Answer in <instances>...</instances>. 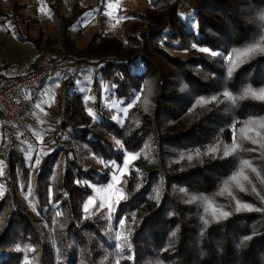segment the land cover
I'll use <instances>...</instances> for the list:
<instances>
[{
    "label": "trees",
    "instance_id": "trees-1",
    "mask_svg": "<svg viewBox=\"0 0 264 264\" xmlns=\"http://www.w3.org/2000/svg\"><path fill=\"white\" fill-rule=\"evenodd\" d=\"M183 1L150 0L146 11H131L147 27L124 23L121 37L95 32L82 49L106 53L97 60L96 76L112 82L119 99L129 103L139 93L123 121L113 117V109L74 90L67 117L50 140L54 148L41 155L38 166L18 145L7 157L1 139L0 264H264V128L249 124L264 121V101L232 103L223 96L249 85L264 88V52L241 57L240 66L227 75L228 56L235 61L248 47H264V0H194L192 6ZM30 6V1L13 0L12 8L29 9L25 20L31 22L38 19V7ZM49 7L54 34L29 32V41L43 49L61 39L71 49L69 28L87 5L75 0L68 15L61 0ZM90 106L98 118L89 115ZM111 135L137 154L126 196L113 211V221L122 219L128 230L121 235L128 238L123 250L107 229L108 220L86 217L84 210L92 194L89 181L106 182L110 168L87 166L70 153L80 147L68 145L76 141L106 161L122 162L124 148ZM233 143L239 150L224 157ZM211 147L218 151L209 153ZM242 160L256 169H244L245 190L231 182V194L220 195ZM30 172L37 212L18 190ZM206 200L230 215L214 220L211 207L204 211ZM236 201L252 210L236 212Z\"/></svg>",
    "mask_w": 264,
    "mask_h": 264
},
{
    "label": "rangeland",
    "instance_id": "rangeland-1",
    "mask_svg": "<svg viewBox=\"0 0 264 264\" xmlns=\"http://www.w3.org/2000/svg\"><path fill=\"white\" fill-rule=\"evenodd\" d=\"M18 1H30V7L36 3L38 7V16H43L42 20L39 21L40 23L26 22H29V25L38 24L37 26L44 30L42 31L44 34H54L55 24L51 17V10L49 7V2L52 0ZM74 1L75 0H61V7L66 15L71 12ZM80 2L83 5H87L88 8L69 28V33L72 37L70 41V45L72 46L71 49L66 48L61 39H57L55 42L48 44L50 45L48 49H50V51L52 50L50 57H58L63 62L62 68L64 69L58 70L59 67L53 76L46 79L47 82H49L45 84L47 91L38 98V107L41 113L35 116V120L29 119V121H27L26 130L22 131V133L24 132L22 136H13V148L17 145L21 146L27 157L31 156L30 162L32 164L35 163L37 157L40 159L42 154L54 148V144L50 140L54 136V131L59 120L67 117L65 109L67 108L68 99L71 98L74 90L82 91L86 98L99 101L103 108L113 109V117L120 122L124 120L129 109L138 100L139 93L136 94L129 103H126L123 99H119L113 94L112 90H114V86L112 82L101 75L96 76L98 72L97 68L101 64V62L97 60L106 56L104 51L87 52L82 49L95 32L99 31L100 35L105 37H121L124 23L127 24L136 21L139 24V28L147 27V23L142 24L139 22L137 15L131 13V11H146L151 4L150 0H80ZM183 4L192 6L194 0H184ZM109 5H111V7H109ZM12 7L13 0H0V30L10 31L15 35H20L21 31L16 22L11 21L9 17L15 15L16 18H21V20L24 21L29 17V9H20L18 12L17 10L14 11ZM35 31L37 32V30ZM171 51L182 55L187 54L186 50L171 49ZM67 53H72L75 57ZM67 77L70 79L71 83H69ZM89 108H91L95 119L96 117L98 118L96 110L92 106ZM3 137H5L6 140L5 146L7 150L10 136L7 134L5 124L0 115V143ZM111 137L116 142L119 141L120 143L118 145L124 148L125 156L122 162L106 161L102 156L93 153L90 149L84 148V146L78 144L76 141L72 144L68 143V145H71L73 148L80 147V149H77L74 153L72 151H70V153L74 154L87 166H90V164H100L110 168V178L106 182L89 181L92 187V194L84 200V205L88 203L89 198H92L94 203L89 205L87 211H85V216L89 218H94L96 216L105 217L108 220L106 225L107 229H110L115 239H117L118 233L122 235L128 232L124 224L123 227H121L120 224L113 221V211L117 205L116 197L121 196L122 199L126 196L125 186L133 160L129 161L126 167L125 161L127 160V154L134 152L125 148L118 137L114 135H111ZM64 157L65 153L62 151L60 153V158L62 159ZM2 162L4 171L5 160H2ZM120 169L124 170L123 175H121ZM31 174L30 172L25 182L21 180L18 190L24 197L28 206L37 212ZM114 176L119 177V180L117 181ZM109 185H114V187L109 189ZM109 201L113 204L111 212L107 206Z\"/></svg>",
    "mask_w": 264,
    "mask_h": 264
},
{
    "label": "snow or ice",
    "instance_id": "snow-or-ice-1",
    "mask_svg": "<svg viewBox=\"0 0 264 264\" xmlns=\"http://www.w3.org/2000/svg\"><path fill=\"white\" fill-rule=\"evenodd\" d=\"M109 7H111V5H109ZM260 19L261 20H264V12H262L260 14ZM199 50L202 51V52H205V53H208L209 52V49H207V48H200ZM257 51L264 52V47H261V45H259V44H255V45H253L251 47H248L243 52H240V53L237 54V59L235 61L233 60L232 56H228L229 66L227 68V75L229 77H231L232 74H233V72L236 70V68H238L240 66L237 63V61H240L241 57L251 56V55L255 54ZM211 55L212 56H216L217 53L213 51V52H211ZM223 96L227 100L231 101L232 103H239L240 101L245 100L247 98H253V99H257V100L264 101V88H261V89L257 90V89H253L249 85V86L243 87L241 89V91L239 92V94H233V93H231L229 91H224L223 92ZM212 99L215 100L217 98L216 97H213ZM198 103L204 104V103H206V101L201 100ZM88 113H89V115H94L92 113L91 108L88 109ZM257 123H259V126L261 128H264V121H259V122H257V121H249V124L250 125H254V124H257ZM241 131L243 132L244 129L242 128ZM249 139H252V138L249 137ZM252 142L254 144H259L260 143V141L255 140V139H252ZM116 143L119 144L120 142L117 141ZM239 148H240V146L238 144L233 143L231 146L225 147V149L223 150L222 155L224 157H228L229 155L236 153L239 150ZM217 151H218V147H211V148L208 149V152L209 153H216ZM136 156H137V154L128 153L127 154V160L125 161V167L127 166V163L129 161L136 159ZM196 156L197 157L199 156V150H197ZM187 158L189 160H192L193 159V156L192 155H189ZM28 159L30 160L31 159V156H29ZM181 159H183V157H181ZM35 164L37 166L40 164L39 157L36 158ZM240 164H241L240 170L237 173L233 174L229 178V181H226L225 182L224 187L221 189V191L219 193L220 195L225 194V192H228L229 194H231L230 189H229V184L231 182H235L236 186L239 187L241 191L245 190L241 181L242 180L247 181L249 178H248L247 175L244 174V169L245 168H251V170L253 172H256V169L254 167H252V164H251V162L249 160H242L240 162ZM2 171H3V162L0 161V174H2ZM123 171H124L123 169H120L121 175H123ZM114 178L117 181L119 180V177H115L114 176ZM112 187H114V185H109V189H111ZM253 190H255V189H253ZM156 198L159 199V191H157V193H156ZM120 199H121V196H117L116 197V202L119 203ZM196 199H197L196 196H192L191 197V200L192 201H194ZM93 203H94L93 199L92 198H89L88 203L84 205V210L87 211L89 205H91ZM101 206H103V205H101ZM107 206L109 208V211L111 212V210L113 208V204L111 203V201H109V203H108ZM210 207L212 209L211 215H212V217H213L214 220L224 219V218H227L230 215L229 212L223 211V209H217L215 206L212 205L211 201H207L206 200V206H205L204 211L205 212H208V210H209ZM242 210L243 211H251L252 209H251V206L250 205L241 204L239 201H236L235 211L236 212H240ZM59 214L60 213H57V215H59ZM118 223L120 224L121 227H123L124 221L122 219L119 220ZM204 223H205V225H207L208 220L205 219L204 220ZM172 235L175 236V233H173ZM116 238H117V240L122 241V243H120V244L117 245L118 249L123 250L124 247L127 245L128 238L125 237V236H121L119 233L117 234V237ZM245 239H247V238H245ZM18 250H20V249H18Z\"/></svg>",
    "mask_w": 264,
    "mask_h": 264
},
{
    "label": "built area",
    "instance_id": "built-area-1",
    "mask_svg": "<svg viewBox=\"0 0 264 264\" xmlns=\"http://www.w3.org/2000/svg\"><path fill=\"white\" fill-rule=\"evenodd\" d=\"M59 67H62V61L54 57L37 68L12 76L0 75V114L10 136L7 155L13 149V136L19 130H26V117L37 104L41 82L53 75ZM28 89L34 92L27 94Z\"/></svg>",
    "mask_w": 264,
    "mask_h": 264
},
{
    "label": "crops",
    "instance_id": "crops-1",
    "mask_svg": "<svg viewBox=\"0 0 264 264\" xmlns=\"http://www.w3.org/2000/svg\"><path fill=\"white\" fill-rule=\"evenodd\" d=\"M42 18L43 16H38L37 20L31 21L30 23H40L39 21L42 20ZM9 19L16 22L21 31V34L15 35L13 32L11 33L10 31L0 30V75L3 77L12 76L19 72L28 71L42 65L43 63L47 62L48 58L50 57V53L52 52V50L50 51L48 47L42 49L41 45H36L33 42L29 41V28L30 33L34 36H37L39 31L41 30V28L37 26L38 24L29 25V22H26V20L23 21L18 17L16 18L15 15L9 17ZM35 30H37V32ZM61 69L64 68L60 67L58 70ZM46 82L47 80H44L40 84V96L41 94H44L45 91H47V87L45 85ZM33 92V89H28L26 91L27 94H32ZM39 113H41V111L39 110L37 101L36 106L29 111L26 117V124L29 119L35 120V116ZM23 134L24 132L22 133V131L19 130L15 135L18 137L22 136Z\"/></svg>",
    "mask_w": 264,
    "mask_h": 264
}]
</instances>
